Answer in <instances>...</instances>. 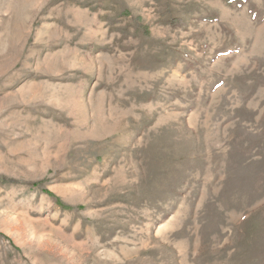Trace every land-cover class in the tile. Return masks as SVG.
Listing matches in <instances>:
<instances>
[{
    "label": "rangeland",
    "instance_id": "rangeland-1",
    "mask_svg": "<svg viewBox=\"0 0 264 264\" xmlns=\"http://www.w3.org/2000/svg\"><path fill=\"white\" fill-rule=\"evenodd\" d=\"M0 264H264V0H0Z\"/></svg>",
    "mask_w": 264,
    "mask_h": 264
},
{
    "label": "trees",
    "instance_id": "trees-1",
    "mask_svg": "<svg viewBox=\"0 0 264 264\" xmlns=\"http://www.w3.org/2000/svg\"><path fill=\"white\" fill-rule=\"evenodd\" d=\"M64 207H65V205H64Z\"/></svg>",
    "mask_w": 264,
    "mask_h": 264
}]
</instances>
